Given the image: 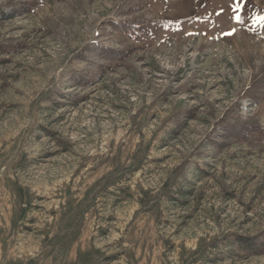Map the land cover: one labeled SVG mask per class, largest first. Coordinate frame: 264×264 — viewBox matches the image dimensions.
I'll list each match as a JSON object with an SVG mask.
<instances>
[{"label": "rangeland", "instance_id": "rangeland-1", "mask_svg": "<svg viewBox=\"0 0 264 264\" xmlns=\"http://www.w3.org/2000/svg\"><path fill=\"white\" fill-rule=\"evenodd\" d=\"M263 230L264 0H0V264H264Z\"/></svg>", "mask_w": 264, "mask_h": 264}, {"label": "trees", "instance_id": "trees-1", "mask_svg": "<svg viewBox=\"0 0 264 264\" xmlns=\"http://www.w3.org/2000/svg\"><path fill=\"white\" fill-rule=\"evenodd\" d=\"M129 53L130 52H127L126 50L122 51L120 54L118 51H110V53H108L107 55H104V56L102 55V58L105 61L115 62L117 59L119 60L126 59ZM238 120H239V117H238ZM238 120L236 121V123L235 122L230 123V124H227L224 122L221 123L223 132H224L222 134L224 137H228L224 139L225 142L231 139L249 141L250 136L252 134H255V132L258 130V129H255V127L249 126ZM174 124H175V127H178L181 124V122H178V119H176ZM226 129H230L231 133L226 134L225 133ZM231 246L249 255L264 253V230L261 231L260 233L247 235L245 237L238 235L231 242Z\"/></svg>", "mask_w": 264, "mask_h": 264}]
</instances>
